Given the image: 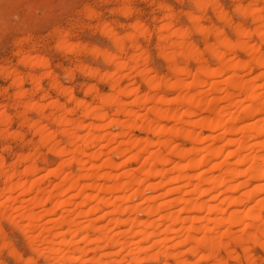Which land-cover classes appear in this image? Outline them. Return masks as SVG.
<instances>
[{"label":"bare ground","instance_id":"6f19581e","mask_svg":"<svg viewBox=\"0 0 264 264\" xmlns=\"http://www.w3.org/2000/svg\"><path fill=\"white\" fill-rule=\"evenodd\" d=\"M192 1L203 10L202 0ZM258 2L260 8L252 7ZM216 5L212 13L228 24L234 40L217 28L199 25L200 18L191 12L184 13L194 25L191 30L205 36L204 51L189 39V29L172 26L176 14L169 6L158 5L163 16L155 48L167 62L168 76L155 75L148 67L138 41L149 40L143 24L133 22L131 32L122 36L99 24L115 52L95 46L86 52L100 56L111 71L77 64L79 72L109 82L105 93L94 84L85 87L94 102L77 98L50 72L4 74L11 78L16 109L43 114L45 107L54 108L44 117L54 123L53 130L42 125V119L17 112L21 123L38 136L37 147L60 158L42 173L54 180L41 184L43 169L31 162L39 156L36 148L18 153L22 168L6 166L0 157V218L18 221L32 252L43 255L48 264H261L250 250L264 252V50L249 39L254 36L264 45V0L235 6L237 13L255 22L252 30L233 23ZM119 8L128 13L126 5ZM83 12L95 16L91 8ZM60 34L59 47H78ZM236 50L244 51L246 60L234 57ZM19 55L21 65L48 67L40 55ZM253 68L259 71L252 76ZM132 73L144 85L143 92L128 80ZM43 76L71 108L44 94L37 101L28 96L42 93ZM24 79L32 84L31 91L23 88ZM76 110L81 114L73 117ZM10 116L0 107V126L7 125ZM112 126L119 130L111 132ZM72 127L86 131L78 135ZM73 164L77 170L66 171ZM8 209L13 212L5 214ZM42 219L49 224L40 225ZM5 236L0 228V254L15 259L18 254ZM32 260L24 263L34 264Z\"/></svg>","mask_w":264,"mask_h":264},{"label":"rangeland","instance_id":"374dc122","mask_svg":"<svg viewBox=\"0 0 264 264\" xmlns=\"http://www.w3.org/2000/svg\"><path fill=\"white\" fill-rule=\"evenodd\" d=\"M202 1L204 2L202 7L203 10L196 8L192 0H0V107L5 110L9 116L11 115L10 122L7 125L0 126L1 133L3 134L0 135V157L2 156L4 159L5 165L10 166L14 164L15 166H18V168H22L24 164H19L16 156L19 154L32 153L38 150L36 154L39 156L36 157L37 155H35L31 162L35 163L38 168L43 169L40 173L39 180L40 182L43 180L41 184L46 185L49 181L54 180V178L51 175H49L50 177H47V174V176H45V174L43 176L42 173H45L49 168L55 167L60 162V158L48 152L46 147L40 145L37 147L38 143L36 141L38 140V136L36 134L34 135V131L29 126L21 123V118L18 117L17 112L18 110L23 111V109L15 108L13 102L14 88L10 87L12 86L10 85L11 78L4 75L6 71L14 70L23 76L28 73L41 75L43 71L50 72L51 74H54L63 85L69 87L77 98H81L86 102H94L96 100L93 94L84 93L85 87L88 84H94L97 89L100 90L99 92L105 93L109 89V82H103L97 78H91L90 76L79 72L77 64H86L98 69L100 73L111 71V65L103 62L100 56H93L86 52L87 49L94 46L101 50L106 49L115 52L108 36L101 33L99 30L98 25L101 23L108 24L117 36H122L131 32L130 24L133 22H139L141 25L143 24V28L145 27L150 34L149 40H143L139 37L138 41H140L141 49L148 56V67L152 69L153 74L159 76H168L170 74L166 68L167 62L165 63V60L158 56L157 48H155L157 40L155 33L157 32V26L159 25L158 21H160L163 16V12L158 7L160 3L169 6L170 12L176 14L171 20L172 26L189 29L191 31L189 39L192 40L199 49H203V51V46L205 45L202 39L205 36L203 35V37L201 34L193 32L194 25L186 19L187 16L184 14L186 12H191L198 16L200 18L199 25L209 28L211 26V28H217L222 31L223 35L231 40H234V35L230 31L228 24L218 20L214 13H212L214 5L217 3L220 4L218 8L223 12H226V15L230 17L233 23H239L245 29L249 30H252L253 27L256 26L255 22H251L250 15L248 16L245 14L246 16L244 17L243 14L235 11V6H247L251 0ZM214 1L217 3L215 4ZM123 5L128 7V13L126 15L119 12V7ZM260 6V2L252 5V7L258 8H260ZM85 8H91L94 10L95 16H86L83 12ZM211 8L213 9L211 10ZM240 15H243V17H240ZM262 19H264V17H262ZM262 22H264V20H262ZM65 30L67 32H64ZM59 32H62V36L69 43L76 44L79 48L83 46L82 49L78 50L79 48L76 47L74 50H70L65 46L59 47L56 43V41L58 42ZM212 38V34H209L208 39L210 42L213 41ZM249 41L254 45L257 44V46H261V51L264 50V45H262L256 37H251ZM20 42L22 44H19ZM20 50L21 52H19ZM22 52L24 54L27 52L30 55L36 54L46 58L48 60V67L46 70H43L39 67H33V65L30 66V64L26 65L23 63L24 65H21L22 63L19 62L21 55H19V53L23 54ZM124 56L125 55H123V57ZM233 56L246 60V54L244 51L236 50ZM65 70H69L71 75L66 76L64 74ZM258 71V69L253 68L252 73L250 74H252V76L256 75ZM132 74L133 75L128 80L133 83V87L136 88L137 86L140 93L141 91L143 92L145 90L144 85L141 83L139 77L134 75L135 73ZM40 82L43 87L42 93L35 94L31 92L28 94L33 100L37 101L41 95L44 94L50 99H57L60 103H66V106L69 108L73 106L72 103L67 102L65 96L58 94L56 91L48 87L49 79L46 76H43ZM23 88L31 91L32 84L29 83L28 79H24ZM25 111H23V116L25 115L30 119H42L41 124H46L45 126L48 130H53L55 128L54 123L50 122V119L44 118L46 113L49 114L50 112H53L54 108L45 107L42 112L43 114L38 110L33 111V109ZM80 114L79 110H76L73 112L72 116L78 117ZM71 130L78 135H82L86 131L84 128L75 129L73 127ZM109 130L115 133L119 128L112 126ZM135 134L136 136H141L138 132ZM57 140H60L63 145L65 144L63 136L58 135ZM136 164L137 163H133V166H136ZM76 168L77 166L73 164L68 167L66 171H75ZM2 187L3 179L0 178V188ZM88 190L92 191L90 189ZM149 193L148 190L144 191L146 196ZM9 211L11 212L12 210L8 209L4 213L8 214L10 213ZM105 220L101 219L100 222H105ZM13 222L17 223L13 225ZM46 223L44 219L40 221V225ZM20 226L21 224L18 223V221L13 220L10 222L7 219L0 218V228L3 229L6 235L5 241L8 242L11 245V248H13L16 254H18L16 255L18 257L14 259V257H9L5 252H2L0 254L1 263L30 264L27 262L24 263V261L31 258L33 259L32 261L34 264H48V261L43 258V255L41 256L40 254L39 256V253L32 252V248H30L31 245L28 243L29 240L22 235ZM151 241L152 240L150 239L149 242ZM250 252L261 264H264V252L258 248H251ZM31 264L33 263L31 262Z\"/></svg>","mask_w":264,"mask_h":264}]
</instances>
